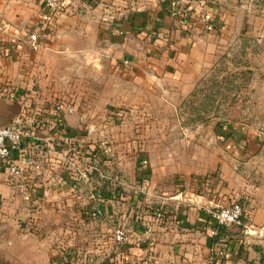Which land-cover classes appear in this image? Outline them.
Masks as SVG:
<instances>
[{"label": "rangeland", "instance_id": "obj_1", "mask_svg": "<svg viewBox=\"0 0 264 264\" xmlns=\"http://www.w3.org/2000/svg\"><path fill=\"white\" fill-rule=\"evenodd\" d=\"M56 25L36 51L24 27L23 39H14L20 48L5 54L0 88L23 97L26 128L52 133L60 161L72 164L49 166L46 174L58 180L71 167L81 197L56 194L37 211L0 213V264H176L161 254L158 213L177 215L191 191L210 193L207 181L226 168L229 129L255 134L264 146V36L204 34L201 65L184 83L112 68L111 53L93 34L67 35ZM58 105L73 107L62 129L48 122ZM49 158L42 152L33 159L38 172ZM78 164L85 173L79 180ZM116 228L126 242L115 241Z\"/></svg>", "mask_w": 264, "mask_h": 264}, {"label": "crops", "instance_id": "obj_2", "mask_svg": "<svg viewBox=\"0 0 264 264\" xmlns=\"http://www.w3.org/2000/svg\"><path fill=\"white\" fill-rule=\"evenodd\" d=\"M60 3L61 9L52 13L41 0H0V22L8 26L4 35L13 38L0 44V82L6 78L5 54L8 50L15 51L14 47L20 48L21 42L14 39H23L26 25L37 33L39 47L42 34H49L48 30L57 24V29L67 35L93 34L104 45L100 50L106 48L111 53L112 68L116 65L136 75L184 83L194 80V72L201 65L207 41L204 34L264 36V27L250 26L253 22H264V0H60ZM200 11L206 12L210 19L209 31L195 21ZM88 28L93 31H87ZM13 44L17 45L12 48ZM43 45L46 47V43ZM23 106V97L18 93L0 88V127L17 120L26 127L24 115L21 116L22 111L25 114ZM70 122L72 116H67L64 124ZM34 125L28 129L35 140L24 145L22 151H12L11 157L23 166L28 157L39 160L43 152L50 157L49 163L42 172H28L18 183L0 184V213H6V217L25 212L26 206L37 211V206L48 200L46 197L56 194L81 197V188L71 184L75 180L71 178V167L58 180L46 174L49 166L72 162L69 158L60 161L62 151L54 146L52 133ZM69 133L63 134L64 142H71ZM227 135L226 168L219 178L207 181L210 193L204 197L191 191L177 215L156 217L162 225L154 230L166 237L160 242L161 254L176 264H264V146L258 145L257 135L243 129H229ZM78 152L81 162L84 152L80 147ZM81 167L78 164V180L85 174ZM236 200L244 202L247 208L241 223L216 225L209 211ZM136 233L145 236L141 228Z\"/></svg>", "mask_w": 264, "mask_h": 264}, {"label": "built area", "instance_id": "obj_3", "mask_svg": "<svg viewBox=\"0 0 264 264\" xmlns=\"http://www.w3.org/2000/svg\"><path fill=\"white\" fill-rule=\"evenodd\" d=\"M45 7L52 13H56L61 9L60 0H41ZM197 22L202 26L203 30L209 31L212 27L207 13L200 11L196 17ZM8 26L6 23L0 22V44ZM27 41L30 48L34 51L38 50L39 42L36 32H30L27 35ZM73 107H63L58 105L53 114L54 125L56 128H64V115L70 114ZM24 112L22 111L21 116ZM35 140V136L30 130L21 126L19 120L14 123L0 127V184L1 183H18L24 179L28 171H38L39 165L34 162L31 157H28L23 166L17 164L15 159H12L11 152L15 150H23V146L28 144L29 141ZM211 219L219 226H232L239 225L242 219L247 214V208L242 201H233L225 207H215L209 211ZM114 239L117 243H124L127 241V235L121 228H116L113 231Z\"/></svg>", "mask_w": 264, "mask_h": 264}, {"label": "trees", "instance_id": "obj_4", "mask_svg": "<svg viewBox=\"0 0 264 264\" xmlns=\"http://www.w3.org/2000/svg\"><path fill=\"white\" fill-rule=\"evenodd\" d=\"M214 24H215V22H214ZM64 128H65V126H64ZM54 130H56V129H54ZM165 213H158V216H159V218L161 217V216H163Z\"/></svg>", "mask_w": 264, "mask_h": 264}]
</instances>
